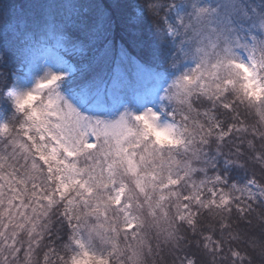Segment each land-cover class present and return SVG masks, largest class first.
<instances>
[{"label": "snow or ice", "instance_id": "snow-or-ice-1", "mask_svg": "<svg viewBox=\"0 0 264 264\" xmlns=\"http://www.w3.org/2000/svg\"><path fill=\"white\" fill-rule=\"evenodd\" d=\"M216 11L0 0V264H264V39Z\"/></svg>", "mask_w": 264, "mask_h": 264}, {"label": "rangeland", "instance_id": "rangeland-1", "mask_svg": "<svg viewBox=\"0 0 264 264\" xmlns=\"http://www.w3.org/2000/svg\"><path fill=\"white\" fill-rule=\"evenodd\" d=\"M206 6L217 9V11L213 15V21L217 27H223L225 29H230V35L235 38H239L240 42L243 44L251 45L253 40H261L264 39V32H262L259 27L258 23L261 18H264L263 16H258L254 20V25L256 28L263 34L261 38L256 39L255 36L245 37L243 34L246 32V28H243V26H236L235 22L237 21V18L235 15H239L240 13H244L243 7L241 3L237 5L236 0H213V4H205ZM217 6H219L217 8ZM245 16V15H244ZM244 16H242L244 18ZM237 54L240 56V58L244 61L247 60V56L243 54V49L239 50ZM5 117L2 111H0V124L6 123L4 121Z\"/></svg>", "mask_w": 264, "mask_h": 264}, {"label": "trees", "instance_id": "trees-1", "mask_svg": "<svg viewBox=\"0 0 264 264\" xmlns=\"http://www.w3.org/2000/svg\"><path fill=\"white\" fill-rule=\"evenodd\" d=\"M15 2L18 4H23V3L28 2V0H15ZM203 3L212 5L213 0H203ZM240 3L246 15L244 16V18L242 17L241 13H240V16L235 15L237 18L235 25L243 26V28H246L247 31L243 33L245 37L255 36L256 39L261 38L263 34L254 25V20L258 16L264 15V0H240ZM0 111L3 112L4 117H5L4 121L6 123L14 115L13 106L7 100H0Z\"/></svg>", "mask_w": 264, "mask_h": 264}, {"label": "clouds", "instance_id": "clouds-1", "mask_svg": "<svg viewBox=\"0 0 264 264\" xmlns=\"http://www.w3.org/2000/svg\"><path fill=\"white\" fill-rule=\"evenodd\" d=\"M13 110H14V112H15L14 107H13ZM158 134H159V137H160L161 139H164L165 136L167 135L166 132H165L163 129L158 130Z\"/></svg>", "mask_w": 264, "mask_h": 264}]
</instances>
